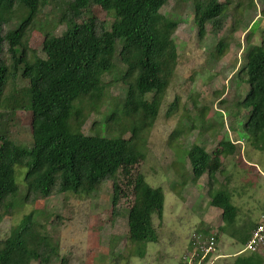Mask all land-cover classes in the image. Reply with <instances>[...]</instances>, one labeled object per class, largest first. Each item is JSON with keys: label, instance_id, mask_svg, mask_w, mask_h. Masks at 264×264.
Masks as SVG:
<instances>
[{"label": "trees", "instance_id": "1", "mask_svg": "<svg viewBox=\"0 0 264 264\" xmlns=\"http://www.w3.org/2000/svg\"><path fill=\"white\" fill-rule=\"evenodd\" d=\"M49 1L0 0V109L33 112L31 145H18L0 135V171L26 169L27 186L22 199L19 186L0 190V210H14L22 203L59 192L91 196L106 180L117 183L121 175H131V162L145 158L148 132L159 117L179 59L174 39L179 23L162 13L170 0H66L74 10L101 6L116 14L119 21L104 32L92 51L74 49L69 31L57 35L41 25L45 34L41 55L30 48L29 34L39 27L38 17ZM194 7L202 37L208 24L217 29L227 18V3L221 0H194ZM19 8L26 16L16 28L2 35L3 26L12 22ZM63 18L57 22L63 23ZM77 33L80 41L86 38L85 29ZM2 42L9 45L10 62L2 55ZM226 47L227 43L220 41L217 54L224 55ZM119 62L125 67L116 79L124 85V101L117 103L104 121H96L93 132L86 134L84 127L90 115L100 111L113 84L106 82L104 76L114 73ZM19 76L27 85L14 86L7 92L8 82L14 83ZM238 78L248 85L246 96L236 103L238 110H249L244 131L250 142L258 141L260 146L255 144L264 148V33L259 43L249 49ZM220 145L222 155L236 151L228 139ZM187 159L194 183L208 174L210 184L216 185L217 171L211 166L215 158L204 146L193 145ZM133 178L130 241L152 242L154 215L163 217L166 195L163 188L152 186L142 173ZM210 204L222 210L220 233L230 232L246 245L258 223L237 232L234 226L239 208L230 190L211 193ZM196 240L195 237L192 243ZM58 255L49 230L36 222L33 212L24 215L10 234L0 239V264H46ZM234 264H264V257L260 252L239 255Z\"/></svg>", "mask_w": 264, "mask_h": 264}, {"label": "rangeland", "instance_id": "2", "mask_svg": "<svg viewBox=\"0 0 264 264\" xmlns=\"http://www.w3.org/2000/svg\"><path fill=\"white\" fill-rule=\"evenodd\" d=\"M221 1L227 3V18L217 29L208 24L204 37L199 35L195 21L194 0H170L163 7L162 13L179 23L174 35L179 59L159 117L148 132L145 158L131 162L132 174L121 175L117 183L106 180L91 196L59 192L22 203L14 210H0V239L10 234L24 215L33 212L36 222L49 230L51 242L59 251L46 264H181L186 253L194 250L195 237L213 233L220 242L214 264H234L239 255L251 254L240 253L245 245L230 232L220 233L222 210L210 204V194L230 190L239 208L234 226L238 233L242 227L255 224L264 209V148H259L258 141L250 142L244 131L249 110L236 107L248 91L238 73L249 49L264 33V0H254L253 4L251 0ZM24 16L19 8L12 22L3 26L2 35L16 28ZM61 16L64 21L58 23ZM116 21L119 17L101 6L74 10L66 0H50L38 17L39 27L30 31L29 46L43 54L45 34L40 26L45 25L57 35L69 31L74 49L92 51ZM80 29L86 31L81 41L77 33ZM222 40L227 47L219 56L216 50ZM8 48V43L2 42V55L10 62ZM117 66L114 73L104 76L113 84L100 111L90 115L84 127L86 134L124 101V85L116 79L125 67L120 62ZM27 83L19 76L14 83L8 82L6 91ZM32 122V111L0 109V135L18 145L32 144ZM225 139L235 144L234 154L222 155L220 143ZM195 144L204 146L215 158L211 166L217 171L216 185L210 184L208 174L198 183L191 180L187 154ZM25 173L26 169L18 167L0 171V190L19 186L22 199L27 194ZM137 173L152 186L163 188L166 195L163 217L154 215L152 242L130 241L133 176ZM260 253L264 257V250ZM219 254L224 257H217Z\"/></svg>", "mask_w": 264, "mask_h": 264}, {"label": "built area", "instance_id": "3", "mask_svg": "<svg viewBox=\"0 0 264 264\" xmlns=\"http://www.w3.org/2000/svg\"><path fill=\"white\" fill-rule=\"evenodd\" d=\"M195 248L186 253L181 264H214V255L219 246L217 233L204 238L198 237ZM264 250V212L261 214L257 226L252 230L250 238L242 252L257 253Z\"/></svg>", "mask_w": 264, "mask_h": 264}, {"label": "crops", "instance_id": "4", "mask_svg": "<svg viewBox=\"0 0 264 264\" xmlns=\"http://www.w3.org/2000/svg\"><path fill=\"white\" fill-rule=\"evenodd\" d=\"M235 204V203H234ZM236 205V204H235ZM219 209V208H218ZM264 212V209L262 210V212H261V214ZM260 217H261V215L258 217V220L256 221V223L254 224V225H256L258 222H259V220H260ZM244 227H242V230H244L243 229ZM237 241H238V239H236ZM244 246V245H243ZM226 254V253H225ZM217 257H221V258H223L224 257V254H219V255H216ZM223 256V257H222Z\"/></svg>", "mask_w": 264, "mask_h": 264}, {"label": "clouds", "instance_id": "5", "mask_svg": "<svg viewBox=\"0 0 264 264\" xmlns=\"http://www.w3.org/2000/svg\"><path fill=\"white\" fill-rule=\"evenodd\" d=\"M220 243V242H219ZM244 249V248H243Z\"/></svg>", "mask_w": 264, "mask_h": 264}]
</instances>
